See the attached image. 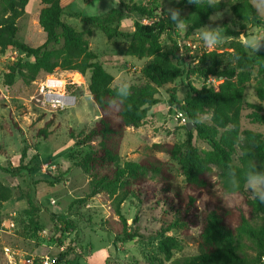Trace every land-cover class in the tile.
<instances>
[{
    "label": "trees",
    "instance_id": "16d2710c",
    "mask_svg": "<svg viewBox=\"0 0 264 264\" xmlns=\"http://www.w3.org/2000/svg\"><path fill=\"white\" fill-rule=\"evenodd\" d=\"M40 1L43 7L38 23L47 39L43 45L35 47L18 38V21L25 15L29 0H0V55L10 50L19 54L4 76V86L10 88L18 80L31 85L40 75L54 74L57 69L84 76L90 74L89 92L101 117L81 140L70 133L75 146L90 148L74 166L89 178L87 198L102 194L110 202L112 215L118 217V221L110 223V232L117 242L142 239L138 229L132 228L138 224V217L129 227L122 206L131 196L138 199L145 196L156 205H167L173 211L175 220L165 232L187 224L199 229L200 239L199 254L174 258L173 253L181 249L180 242L162 233L158 247L161 256L152 257L148 264H264V205L248 197L242 178L249 162L264 170V134L245 129L242 124L247 106L250 113L245 118L250 124L264 125V48L257 53L245 49L241 41L234 39L237 33L225 26L222 32L229 40L225 50H234L233 65L225 62L219 50L206 52L194 47L198 55L190 60L187 57L189 50L182 51L179 45L164 50L163 36H176L178 28L159 12L157 0H128V3L120 0L118 8L104 15L82 16V22L88 26L84 32L61 20V0ZM174 1L185 19L186 35L192 36L189 39H193L189 42L191 47L197 44L193 33L208 25L210 16L226 8H230L242 28L246 24H264L253 0L218 1L213 6H209V0H200L198 5L188 0ZM131 15L137 18L126 55L149 62L141 70L145 85L138 92H132L131 88V95L125 100L116 94L118 87H113L114 77L100 64L99 56L89 50L88 37L95 29L108 40L120 37L119 26L125 16ZM145 18L148 24L142 23ZM185 75L189 80L193 77L205 80L202 85L188 81L186 95L180 100L175 84ZM210 76L222 81L209 85L206 81ZM252 81L256 101L251 103L246 100V92ZM172 85L173 88L168 89L169 105L181 110L189 123L197 122L188 131L185 142L155 144L153 150L168 154L178 163L186 180L185 194L172 192L173 177L167 164L157 157L148 155L140 161H123L121 155L127 129L140 128L150 110L160 103L157 97L160 89ZM1 98L0 89V101ZM204 115L209 116V122L202 120ZM49 135L43 130L39 136L47 139ZM194 135L207 143L210 150L200 152L192 143ZM28 152L29 149L24 148L19 167L0 168L15 176L31 175V169L22 165ZM38 157L37 153L34 159ZM230 168L240 179L239 191H232L228 185ZM216 189L225 196H241L244 201L227 208L216 200L213 207L202 208L201 198L205 195L210 200L216 198L213 194ZM12 198L11 187L0 181V207ZM26 199L28 214L37 215L44 208L33 196L28 195ZM58 221L60 225L65 223ZM15 222L14 232L18 231L19 225L18 220ZM64 257L65 254L60 255L59 261ZM68 264L78 263L68 261Z\"/></svg>",
    "mask_w": 264,
    "mask_h": 264
},
{
    "label": "rangeland",
    "instance_id": "374dc122",
    "mask_svg": "<svg viewBox=\"0 0 264 264\" xmlns=\"http://www.w3.org/2000/svg\"><path fill=\"white\" fill-rule=\"evenodd\" d=\"M157 1L160 4L159 12L164 18L169 19L167 9L176 8V2L174 0ZM255 6L258 14L264 16V0L257 1ZM31 7L33 8V5ZM114 7H118L116 0H100L87 5L80 4L81 9H78V12L82 16H100ZM221 13H223L222 18L214 22L210 21L208 26L213 28L229 26L230 30L237 33L234 37L236 41H240V33L252 32L253 25L246 24L242 28L241 24L234 19L230 8H226ZM72 24L78 31L84 32L88 29L85 23L77 19L73 20ZM186 31L187 29L178 28L176 36L173 34L169 37L165 34L162 41L163 48L168 51L171 47L179 45L182 51L189 50L187 57L191 60L198 54L191 44L189 45L193 39L189 41L192 36L186 35ZM194 38L197 49H203L205 46L199 37V32ZM88 39L100 60L110 55L112 48L101 31L93 30ZM228 42L227 39L213 50H222L220 54L224 55L225 62L233 65L234 50L228 52L225 50ZM18 58L12 52L0 55L2 92L0 154L5 157H0V167L9 170L19 167L20 157L26 148L29 149L28 157L24 159L22 165L29 167L32 172L31 175L25 173L15 176L0 168V181L11 187L13 192V198L0 207V264H10L4 253L5 248L14 251L17 264H20V259L25 260L31 257L37 261L49 257L55 259L54 264H57L62 254H65V257L59 261V264H68V261L78 264H148L152 257L161 256L158 247L162 233L180 242L181 249L173 253L174 258L199 254V229L190 228L184 224L165 232L175 220L173 211L167 205H156L145 196L140 199L131 196L122 206V213L129 227L133 224V219L138 217V224L132 228L138 229L142 239L136 238L126 243L117 242L110 232V223L118 221V217L112 215L110 202L102 194L88 199L89 178L80 168L74 166L83 155L90 151V148L75 146L74 141L70 139V133H74L75 137L81 140L84 133L101 117L89 92V75L84 76L77 72H63L57 69L54 74L40 75L31 85H25L18 80L12 87L7 88L4 86V76L8 73L10 65ZM104 68L108 73L115 75L116 71L110 65L105 64ZM122 68V74L117 77L115 86H121L124 81H128L132 92H138L145 85L142 69L134 65ZM122 76L125 77L123 81ZM204 80L205 78L197 77L189 80L185 75L175 84L178 87V98L184 99L188 81L195 85H202ZM43 86L60 95L74 97L76 104L64 110L49 105L44 101L41 93ZM173 86L160 89L157 96L160 103L150 110L147 120L140 128L127 129L121 155L123 161H140L148 155L157 157L167 164L173 177L172 192L185 194L186 180L178 163L168 154L153 150L155 144H181L188 138L187 133L190 130L174 119L175 108L169 105L168 89ZM253 86L254 81L248 85L246 92V100L251 103L255 98ZM249 113V108L245 106L243 127L264 134L263 125L250 124L245 118ZM202 120L209 122V116L204 115ZM47 124H49L48 129ZM43 130L50 133L47 139L39 136ZM192 143L200 152L210 150L208 144L200 141L195 135ZM37 153L39 157L34 159ZM67 173L69 178L64 177ZM213 194L216 198L212 200L206 195L201 198L202 208L213 207L216 200L227 208L244 201L241 196L222 195L217 189L213 190ZM28 195L33 196L38 205H44L37 215L27 213ZM247 195L252 198L248 191ZM12 215H15V219L19 222L18 231L7 233L3 230L2 224ZM58 220H63L65 223L60 225ZM44 231L47 233L44 234Z\"/></svg>",
    "mask_w": 264,
    "mask_h": 264
},
{
    "label": "crops",
    "instance_id": "0c3cea01",
    "mask_svg": "<svg viewBox=\"0 0 264 264\" xmlns=\"http://www.w3.org/2000/svg\"><path fill=\"white\" fill-rule=\"evenodd\" d=\"M98 1H100V0H90V1H87V0H80L79 1L78 0L76 2H75V0H61V7L63 9V15H62L61 20L66 24L72 25L77 30V28L72 24V21L77 19V20H80L82 22V19H81L82 15H80L78 12L79 11L78 9H81L80 4L81 5L82 4L87 5L88 3H93V2L96 3ZM116 1L118 2V7H119L120 0H116ZM122 1L125 3H128V0H122ZM257 1H259V0H253L254 6H255V3ZM137 2H140V0H137ZM31 5H33V8L31 7ZM42 7L43 6L41 5L40 0H29V3L26 7L25 15L18 21V27H19L18 38L22 42H25V43L30 44V45L35 46V47H39V46L43 45L47 39L46 33L41 29V27L39 26V23H38V15H39ZM118 7H114L113 9L118 8ZM257 14H258V12H257ZM260 17L263 19V23H264V16H260ZM135 18H137L135 15L125 16L123 18V20L119 26V31H120L121 36L116 38V39L109 40L110 46L112 48L110 51V55H106V57L102 60H100L101 58L99 57V61L103 66L105 64H108L111 67H113L116 71L115 75L111 74L114 77L113 87H120V86H115V83H116L117 77L120 74H122V71H123L122 67H125V66L131 67V65H134V66H137L138 68H140V70H141L149 62L148 59L141 60V59H137L135 57H131V56L126 55V50L128 48L130 38H131L132 34L134 33V19ZM79 32H82V31H79ZM198 32H200V30L194 32L193 35L197 36ZM251 33H264V24L262 26L253 25V30ZM89 43H90V48L93 51V46H92L90 41H89ZM261 48H264V42H262ZM9 52L15 53L12 50H10ZM219 52H223V51L220 50ZM137 60H138V62H137ZM118 71H120V72H118ZM88 75L90 77V74H88ZM124 78L122 76V81L124 80ZM118 85H121V84L118 83ZM254 101H256V96L254 98ZM263 106H264V102H263ZM0 109H1V105H0ZM7 124H8V121H7ZM7 135H8V133H7ZM10 137H11V135H10ZM20 145H21V141H20ZM22 146H21V148H22ZM0 157L5 158L4 155H2V154H0ZM69 175H70V173H69ZM64 177L69 178L68 173L65 174ZM88 184H89V180H88ZM6 203H4L3 205H5Z\"/></svg>",
    "mask_w": 264,
    "mask_h": 264
},
{
    "label": "clouds",
    "instance_id": "9594fccd",
    "mask_svg": "<svg viewBox=\"0 0 264 264\" xmlns=\"http://www.w3.org/2000/svg\"><path fill=\"white\" fill-rule=\"evenodd\" d=\"M189 3L199 4L200 0H188ZM218 0H209V6H213ZM168 18L174 22L177 28L186 29L187 25L185 19L181 17V11L178 8L169 7L167 9ZM223 13L217 12L215 15L210 16V21L221 19ZM199 37L203 41L204 46L208 49H215L223 44L227 37L222 32V27L215 28L205 25L199 32ZM240 41L245 49L257 53L264 42V33H240ZM116 94L123 99L127 100L131 95V84L124 81L123 84L116 89ZM130 107V106H129ZM193 121L192 123H196ZM243 184L251 197L257 200L260 204L264 205V170L258 168L254 162H249L247 169L242 174ZM228 185L232 191H239L240 179L236 177V171L230 168Z\"/></svg>",
    "mask_w": 264,
    "mask_h": 264
},
{
    "label": "built area",
    "instance_id": "2783aa9c",
    "mask_svg": "<svg viewBox=\"0 0 264 264\" xmlns=\"http://www.w3.org/2000/svg\"><path fill=\"white\" fill-rule=\"evenodd\" d=\"M142 23L143 24H148L149 21L145 18L142 20ZM194 48H197V46H192ZM204 50H206V52H212L214 51L213 49H208L206 47L203 48ZM14 54L16 56H19L18 52L14 50ZM191 54H193L191 52ZM197 62H195L196 64ZM222 79L221 78H216V77H213V76H210L208 78V80L206 81L207 84L209 85H216L218 84L219 82H221ZM41 93L44 97V101L46 103H48L49 105H52L53 107H56V108H59L61 110H64L66 108H69L73 105L76 104V99L72 96H69V95H65V94H58V93H55L53 90H51L50 88L47 89V87H42L41 88ZM40 96V95H39ZM58 98H62L63 100L62 101H56L55 99H58ZM174 119L181 125V126H184V127H187L189 121L187 119V117L185 116V114L179 110V109H175V114H174ZM2 227H3V230L7 233H14V231L16 230V222H15V215H12L11 217L7 218L5 220V222L2 224ZM44 234H46L47 232L44 231L43 232ZM14 251H10L9 249L5 248L4 249V253L6 255V257L8 258V261L10 264H17L16 262V256H15V253H13ZM35 261L37 262L36 264H54L55 263V259H51L49 257H45L43 259H41L38 261L35 259V258H27L25 260H21L20 259V264H35ZM263 261H264V258H263Z\"/></svg>",
    "mask_w": 264,
    "mask_h": 264
},
{
    "label": "water",
    "instance_id": "95a60500",
    "mask_svg": "<svg viewBox=\"0 0 264 264\" xmlns=\"http://www.w3.org/2000/svg\"><path fill=\"white\" fill-rule=\"evenodd\" d=\"M89 50H91V48ZM187 127H188L189 130H192L193 127H194V124L193 123H188Z\"/></svg>",
    "mask_w": 264,
    "mask_h": 264
},
{
    "label": "bare ground",
    "instance_id": "6f19581e",
    "mask_svg": "<svg viewBox=\"0 0 264 264\" xmlns=\"http://www.w3.org/2000/svg\"><path fill=\"white\" fill-rule=\"evenodd\" d=\"M56 101L58 100V101H62L63 99L62 98H58V99H55Z\"/></svg>",
    "mask_w": 264,
    "mask_h": 264
}]
</instances>
